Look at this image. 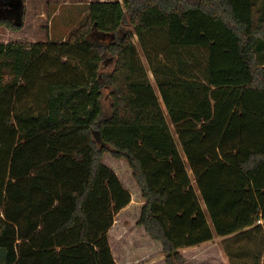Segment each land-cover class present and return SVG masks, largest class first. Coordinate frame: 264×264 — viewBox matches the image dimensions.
Returning a JSON list of instances; mask_svg holds the SVG:
<instances>
[{
  "label": "trees",
  "instance_id": "obj_1",
  "mask_svg": "<svg viewBox=\"0 0 264 264\" xmlns=\"http://www.w3.org/2000/svg\"><path fill=\"white\" fill-rule=\"evenodd\" d=\"M105 154L165 264L215 236L228 264H264V0L95 1L65 40L0 43L5 264H116L131 198Z\"/></svg>",
  "mask_w": 264,
  "mask_h": 264
},
{
  "label": "rangeland",
  "instance_id": "obj_2",
  "mask_svg": "<svg viewBox=\"0 0 264 264\" xmlns=\"http://www.w3.org/2000/svg\"><path fill=\"white\" fill-rule=\"evenodd\" d=\"M95 1L120 0H24L19 29L13 31L0 25V43L16 42L30 45L37 42L65 40L85 18L87 5ZM14 2L17 3L16 5L19 4V0ZM4 4L5 2L1 0L0 6L4 7L6 5ZM9 20L14 24L12 19ZM135 45L138 60L144 67L147 79L156 88L155 77L147 67L137 41ZM111 68L112 61L103 67L104 71H110ZM103 104L107 107V96ZM102 162L113 170L124 189L132 194L130 206L115 215L113 225L108 231V243L115 263L165 264L161 244L152 241L143 229L136 225L143 200L127 162L123 159H114L110 154H105ZM222 242L223 238L215 236L212 241L198 247L182 249L180 255L183 260L179 264H228ZM0 264H5L2 249H0Z\"/></svg>",
  "mask_w": 264,
  "mask_h": 264
},
{
  "label": "flooded vegetation",
  "instance_id": "obj_3",
  "mask_svg": "<svg viewBox=\"0 0 264 264\" xmlns=\"http://www.w3.org/2000/svg\"><path fill=\"white\" fill-rule=\"evenodd\" d=\"M7 1L5 2L6 5L4 4L5 5L4 7L0 6V16L6 17L8 19H12L15 22L17 20V17L20 14L22 15V12H20V5L19 4L16 5L17 3L15 4V2L13 3V1L16 0H7Z\"/></svg>",
  "mask_w": 264,
  "mask_h": 264
},
{
  "label": "water",
  "instance_id": "obj_4",
  "mask_svg": "<svg viewBox=\"0 0 264 264\" xmlns=\"http://www.w3.org/2000/svg\"><path fill=\"white\" fill-rule=\"evenodd\" d=\"M19 5H20V12H22V4L21 3H19ZM20 21H21V14L17 17V20L14 22V25L15 26H19L20 25Z\"/></svg>",
  "mask_w": 264,
  "mask_h": 264
},
{
  "label": "crops",
  "instance_id": "obj_5",
  "mask_svg": "<svg viewBox=\"0 0 264 264\" xmlns=\"http://www.w3.org/2000/svg\"><path fill=\"white\" fill-rule=\"evenodd\" d=\"M129 168V167H128ZM140 193V192H139ZM130 196L132 197V194L130 193ZM131 202V201H130ZM142 205H143V202L141 203ZM130 206V203L125 207V208H123L120 212H122L123 210H126L128 207ZM142 207V206H141ZM119 212V213H120ZM111 229V228H110ZM205 244V243H204ZM201 245H203V244H201ZM200 246V245H199ZM195 247H198V246H194V247H190V248H195Z\"/></svg>",
  "mask_w": 264,
  "mask_h": 264
}]
</instances>
